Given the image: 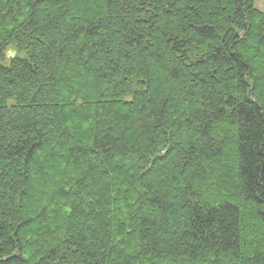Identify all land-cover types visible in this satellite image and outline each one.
Instances as JSON below:
<instances>
[{"label":"trees","instance_id":"16d2710c","mask_svg":"<svg viewBox=\"0 0 264 264\" xmlns=\"http://www.w3.org/2000/svg\"><path fill=\"white\" fill-rule=\"evenodd\" d=\"M258 0H0V264H264Z\"/></svg>","mask_w":264,"mask_h":264},{"label":"rangeland","instance_id":"374dc122","mask_svg":"<svg viewBox=\"0 0 264 264\" xmlns=\"http://www.w3.org/2000/svg\"><path fill=\"white\" fill-rule=\"evenodd\" d=\"M257 7L264 10V0H258Z\"/></svg>","mask_w":264,"mask_h":264}]
</instances>
